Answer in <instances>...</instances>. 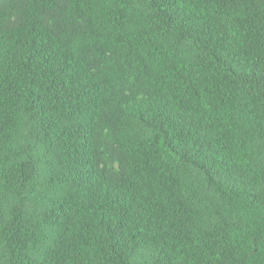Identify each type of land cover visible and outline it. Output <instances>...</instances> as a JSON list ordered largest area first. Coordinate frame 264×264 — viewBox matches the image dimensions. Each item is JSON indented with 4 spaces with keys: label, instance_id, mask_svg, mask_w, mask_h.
I'll use <instances>...</instances> for the list:
<instances>
[{
    "label": "trees",
    "instance_id": "obj_1",
    "mask_svg": "<svg viewBox=\"0 0 264 264\" xmlns=\"http://www.w3.org/2000/svg\"><path fill=\"white\" fill-rule=\"evenodd\" d=\"M0 264H264V0H0Z\"/></svg>",
    "mask_w": 264,
    "mask_h": 264
}]
</instances>
